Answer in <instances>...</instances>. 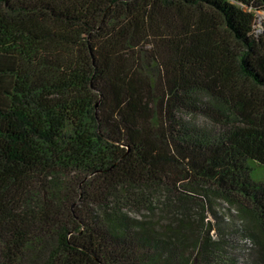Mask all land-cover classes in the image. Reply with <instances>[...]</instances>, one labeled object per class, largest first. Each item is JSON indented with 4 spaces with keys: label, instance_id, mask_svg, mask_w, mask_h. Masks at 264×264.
<instances>
[{
    "label": "trees",
    "instance_id": "trees-1",
    "mask_svg": "<svg viewBox=\"0 0 264 264\" xmlns=\"http://www.w3.org/2000/svg\"><path fill=\"white\" fill-rule=\"evenodd\" d=\"M262 11L0 0V264H214L210 220L154 217L182 183L237 202L264 264Z\"/></svg>",
    "mask_w": 264,
    "mask_h": 264
},
{
    "label": "rangeland",
    "instance_id": "rangeland-1",
    "mask_svg": "<svg viewBox=\"0 0 264 264\" xmlns=\"http://www.w3.org/2000/svg\"><path fill=\"white\" fill-rule=\"evenodd\" d=\"M257 22L258 31L263 30V11L258 16ZM253 178L256 181H264V168L255 167ZM186 190L188 188L186 189V185L182 183L177 188L172 186L159 193L158 198L162 201L156 204L154 217L162 224L171 221L175 225L180 223V218L185 217L186 214H192L194 218L200 216L205 218L206 222L210 220L213 238L223 239L219 251L220 257L214 264H254L252 260L256 254L257 242L246 228L252 220L250 215L242 213L237 202L219 196L212 189L205 191L200 187L195 192H189L191 193L189 195H185ZM127 210L138 218L151 214L146 209L138 211L133 206L128 207ZM202 229L207 231V226Z\"/></svg>",
    "mask_w": 264,
    "mask_h": 264
}]
</instances>
